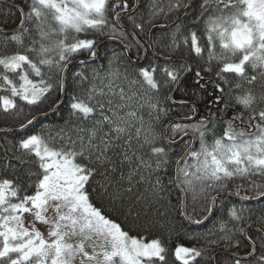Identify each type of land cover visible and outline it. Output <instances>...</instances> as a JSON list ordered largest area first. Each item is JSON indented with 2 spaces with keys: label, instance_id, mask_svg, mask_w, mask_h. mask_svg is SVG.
Wrapping results in <instances>:
<instances>
[{
  "label": "snow or ice",
  "instance_id": "snow-or-ice-1",
  "mask_svg": "<svg viewBox=\"0 0 264 264\" xmlns=\"http://www.w3.org/2000/svg\"><path fill=\"white\" fill-rule=\"evenodd\" d=\"M5 6L0 111L22 114L19 102L38 107L55 89L68 98V118L54 132L41 125L0 149V264H169L163 238L132 232L158 227L171 235L168 212L150 214L156 204L171 205L173 188L190 223L213 219L203 236L212 245L223 242L228 264H264V209L254 211V204L264 205V0H153L148 19L139 20L128 0H5ZM181 9L190 25L181 16L159 25L171 50L159 69L163 82L156 65L122 68L123 54L115 50L105 53L107 66L97 63L99 37L133 35L124 20L138 35ZM172 51L181 58L172 59ZM187 73L196 88H211L206 115L193 105L189 122L165 124L169 109L160 89H178ZM62 104L58 99L53 110ZM38 120L30 114L21 132ZM218 201L229 203L217 207ZM171 255L176 264L215 260L206 249L179 243Z\"/></svg>",
  "mask_w": 264,
  "mask_h": 264
},
{
  "label": "trees",
  "instance_id": "trees-1",
  "mask_svg": "<svg viewBox=\"0 0 264 264\" xmlns=\"http://www.w3.org/2000/svg\"><path fill=\"white\" fill-rule=\"evenodd\" d=\"M5 0H0V8L6 9L5 6ZM14 0H6V4L13 3ZM16 3H19L20 0H15ZM130 5H134L135 0H128ZM153 0H138V11H136V18L139 20L141 16H143L145 19H148V5L152 3ZM165 3H167V0H164ZM183 9L179 13H173L171 16H169L167 19L165 17L160 16L159 20L157 22V25L160 24H167L170 21L174 20L177 16H181V22L185 25H190V20L187 17H184L183 15ZM123 25L127 26L129 30L132 32V34L135 36L137 42L141 44V46L145 50V56L141 62L132 61L130 56L138 57L140 58L142 55V48H137L135 46V42L130 38V36L127 37V39H109L107 36L99 37L98 41L103 39H109L107 42L101 44L100 53H101V60L97 63H102L105 66H107V60L104 59L105 53L108 55H111V51L115 50L118 53L123 54V58L121 61V67H127L129 71L137 70L139 67H148L149 65H156L158 66V70L156 73L157 80L163 82L166 77L163 73L159 71L160 68L164 67L165 63V56L167 53H169L171 50L168 47L169 44V33H166L162 30L155 29L154 31L150 32L151 28L148 26L145 27L143 32H139L138 35H135L138 30H134L133 26L128 20L123 21ZM171 26V25H170ZM129 41H132V43H129ZM123 43L124 45H128V52L124 51V46L120 44ZM152 46H149V45ZM151 48L153 50V53L151 51ZM171 58L172 59H180L181 53L178 51H172L171 52ZM192 63L193 69H195L196 65L194 62ZM77 67H79L77 65ZM76 68H72V71H75ZM76 87V85L73 84L72 78H71V72L69 73V79H68V92L71 94L73 89ZM173 88H169L166 86H162L159 93V99L161 100V103L163 107L168 108V116L165 119L164 123L167 124L168 122L174 120V119H184L186 116L194 115L192 113V107L193 105L196 107L199 116L206 115V106L211 103V88L208 89L207 92H203V90H200L193 86V75L192 73H187L185 76V82L181 87L178 89H175L172 99L173 101H170L167 99V97L170 95ZM60 99V94L55 89L50 94V97L45 100V102L38 107H30L23 102H19L20 107L23 108V113L20 114L18 112H10V113H4L3 111H0V149L7 148L11 144H15L16 141H18L23 135L25 134H31L33 132H37L40 130L41 125H49L52 127L53 132L55 131V126L61 124L63 120L68 118V109H67V103L68 98L67 96H64L63 104L61 105V110L59 112L53 111L49 112L53 109L54 102ZM183 101V103H182ZM174 102V103H173ZM46 113V115H45ZM35 115L39 117V120L34 125H30L27 129L24 130V132H21L20 124L22 122L26 123L27 118L29 116ZM197 116V119L199 118ZM189 122V121H187ZM222 132V127L217 128V133ZM211 139V137H209ZM166 143V142H165ZM198 147V144H197ZM177 152L179 149L176 150ZM176 152L172 153L173 158L175 157ZM172 169L170 167L169 173H171ZM167 179V178H166ZM169 199L171 200V205H168L167 208L160 204H156L152 212L150 214V219L155 218V209L159 208L160 211H167L168 217L170 220V227L173 229L174 235L173 237L176 240L179 241L180 244H183L185 246H195L197 248L206 249L207 250V256L210 257L214 251L220 250L221 252L217 253L215 255V260L213 261V264H228L227 261V255L228 253L225 251V248L223 246V242H220L218 245H212L210 243H207L203 234L205 233L206 229H209L212 227L214 221L210 217L209 220L205 221L204 224L197 225L195 223H190L187 218H185L181 214V207L182 205L179 203V193L173 188ZM232 202H236V198H232ZM220 203H229L228 201H218L217 207H219ZM107 207V205H105ZM195 216L199 217L203 212L202 202H196L195 204ZM262 209H264V205L260 204H254V211L259 213ZM188 211L189 215H193V203L191 201V197H189V205H188ZM221 213L217 212V215H220ZM113 218H116L114 215ZM119 219L123 222V217H119ZM143 223V220L141 221ZM130 222L125 223V227H130ZM138 231H143V233H153L154 237H165L169 234L167 230L159 229L158 227L151 228V231H145L143 228H135L132 233H137ZM178 234V235H177ZM197 234H200L199 239H191L190 237H194ZM219 235H213L208 237L209 240H216L218 239ZM172 237H170L171 239ZM178 243H173V246H176ZM174 251V249H170L169 253V264H176L174 261L171 253ZM201 264H210L209 259H202Z\"/></svg>",
  "mask_w": 264,
  "mask_h": 264
},
{
  "label": "water",
  "instance_id": "water-1",
  "mask_svg": "<svg viewBox=\"0 0 264 264\" xmlns=\"http://www.w3.org/2000/svg\"><path fill=\"white\" fill-rule=\"evenodd\" d=\"M3 1V0H2ZM5 2V1H4ZM11 4V3H10ZM135 6H138V0H136L135 1ZM130 10H135V9H130ZM180 16V15H179ZM176 22V18L174 19V20H172L171 22H169V23H167L169 26L170 25H172V24H174ZM125 27V29L127 30V32L128 33H131V31L126 27V26H124ZM159 28V25H157V27L156 28H151V30H150V32H152V31H154L155 29H158ZM132 34V33H131ZM135 42H137L136 41V39H135V37L133 36V35H129ZM105 42H107V40H101V41H99V43L100 44H103V43H105ZM121 45H123V44H121ZM142 51H143V55H142V57L140 58V59H138L137 61L138 62H140L142 59H143V57H144V54H145V52H144V48H142ZM175 60V59H174ZM175 89L176 88H173V90L171 91V93H170V95L169 96H171L172 97V95H173V93H174V91H175ZM60 99H64V96H61L60 97ZM170 101H172V99L170 100ZM54 110L52 109L51 111H49V112H53ZM181 121H183V122H187V121H185L184 119H174V120H172V121H170V122H181ZM219 252H221V251H217V252H215V253H213V255L211 256V257H213V256H215L217 253H219ZM210 264H212V261H210Z\"/></svg>",
  "mask_w": 264,
  "mask_h": 264
},
{
  "label": "rangeland",
  "instance_id": "rangeland-1",
  "mask_svg": "<svg viewBox=\"0 0 264 264\" xmlns=\"http://www.w3.org/2000/svg\"><path fill=\"white\" fill-rule=\"evenodd\" d=\"M42 228H43V226H41ZM137 233H139L141 236H147L149 239H151V238H154V234L153 233H148V234H145V233H143V231H138ZM136 232L135 233H132L133 235H135V234H137ZM173 235H174V232L172 231V233H171V235H166L165 237H163V239L166 241V243H167V246L169 247V249H174L175 248V246H173V243L175 242V243H179V241H181V240H176L174 237H173ZM178 235V234H177ZM170 237H172L171 239H170ZM180 244V243H179Z\"/></svg>",
  "mask_w": 264,
  "mask_h": 264
}]
</instances>
